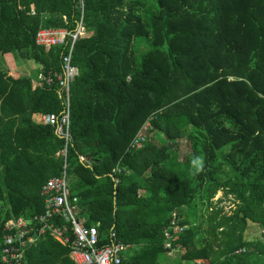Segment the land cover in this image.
<instances>
[{"label": "trees", "instance_id": "obj_1", "mask_svg": "<svg viewBox=\"0 0 264 264\" xmlns=\"http://www.w3.org/2000/svg\"><path fill=\"white\" fill-rule=\"evenodd\" d=\"M81 17L77 0H0V264L4 222L41 216L42 187L66 163V140L33 115L66 110L46 80L62 72L71 41L47 50L36 36L75 30ZM84 21L67 156L80 216L100 223L102 240L114 228L131 244L125 264H264V0H85ZM18 59L40 64L44 84ZM219 191L235 201L230 214L214 202ZM174 214L188 228L186 252L171 258ZM251 224L262 238H248ZM69 253L47 232L23 264H75Z\"/></svg>", "mask_w": 264, "mask_h": 264}, {"label": "built area", "instance_id": "obj_2", "mask_svg": "<svg viewBox=\"0 0 264 264\" xmlns=\"http://www.w3.org/2000/svg\"><path fill=\"white\" fill-rule=\"evenodd\" d=\"M77 1L82 17L75 30H70L68 27H42L36 36L37 44L47 50L55 46L67 45L71 41L70 50L63 59L62 72L55 73L46 80L49 85L58 82L61 92L65 94L66 110L61 115L41 114L39 121L41 124L54 126L56 133L66 140L64 150L59 153L66 158V163L62 174L50 178L42 187L41 194L45 201V212L41 216L11 218L4 222L1 235L4 264H23L27 249L38 245L42 236L47 232L70 248L69 255L75 264H125L127 254L132 247L131 244L119 240L114 228L102 240L100 223L87 225L86 219L80 216L79 197L73 192L68 175V145L72 140L71 85L79 75V68L73 64L72 58L76 42L89 34L84 21L85 0ZM35 13L32 9V14ZM65 21H67L66 16ZM44 82L45 76L41 70L38 80L34 82L35 87ZM149 126V123L146 124L134 138L131 144L132 149L143 147ZM81 160L86 161L84 156H81ZM114 172H121V169L117 168ZM116 182H119V179H116ZM58 218L63 220L60 225L56 222ZM187 228L188 225L181 224V218L174 214L169 226L164 230L165 248L168 250L169 257L175 258L186 252L178 242L181 233ZM175 253L179 254L173 257ZM197 264L210 263L197 260Z\"/></svg>", "mask_w": 264, "mask_h": 264}, {"label": "rangeland", "instance_id": "obj_3", "mask_svg": "<svg viewBox=\"0 0 264 264\" xmlns=\"http://www.w3.org/2000/svg\"><path fill=\"white\" fill-rule=\"evenodd\" d=\"M4 64H6V66H7L5 58L3 56H0V65H2V67H6ZM17 64H18L19 71L21 72V74L31 76L33 78V80H36L37 77L39 76V71H40L39 70V64L37 62H35L34 60L18 59ZM6 68L8 69V67H6ZM149 128H150V126H149ZM142 194H144V193H142ZM214 202L215 203L220 202L218 205L223 206L225 212H227L228 214H230L231 211L235 208V201H234L233 197H226L224 191H219L217 193L216 197L214 198ZM247 236L251 240H256V239L263 237V231L256 224H251L249 227ZM217 246H219V245H217ZM177 254H179V253H175V255H173V257H175Z\"/></svg>", "mask_w": 264, "mask_h": 264}, {"label": "clouds", "instance_id": "obj_4", "mask_svg": "<svg viewBox=\"0 0 264 264\" xmlns=\"http://www.w3.org/2000/svg\"><path fill=\"white\" fill-rule=\"evenodd\" d=\"M192 167L196 173H199L204 169L205 161L202 158L197 157L196 159L192 161Z\"/></svg>", "mask_w": 264, "mask_h": 264}, {"label": "crops", "instance_id": "obj_5", "mask_svg": "<svg viewBox=\"0 0 264 264\" xmlns=\"http://www.w3.org/2000/svg\"><path fill=\"white\" fill-rule=\"evenodd\" d=\"M5 66H6V64H4ZM7 67V66H6ZM6 67H4V68H6ZM39 70L41 71L42 70V66L39 64ZM39 71V72H40ZM21 73V72H20ZM23 75V74H22ZM39 77V76H38ZM38 77H37V79L36 80H38ZM36 80H34V82L36 81ZM40 116H41V114L40 113H36V114H34L33 115V119H34V121H36L37 123H40L39 121H40ZM142 193H144V194H146L147 193V191H145V190H142L141 191ZM129 253V252H128ZM128 255V254H127Z\"/></svg>", "mask_w": 264, "mask_h": 264}]
</instances>
